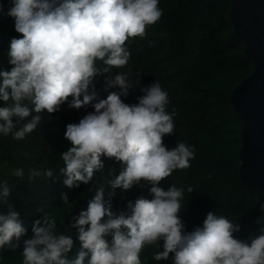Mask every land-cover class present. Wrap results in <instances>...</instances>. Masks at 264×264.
Returning <instances> with one entry per match:
<instances>
[{"label":"clouds","instance_id":"clouds-1","mask_svg":"<svg viewBox=\"0 0 264 264\" xmlns=\"http://www.w3.org/2000/svg\"><path fill=\"white\" fill-rule=\"evenodd\" d=\"M12 3L7 15L14 19L15 31L22 38L11 40V69L0 70V101L4 102L0 134L7 137L11 133L15 140H23L40 124V113L59 111L72 97L70 108L92 104L95 111L66 126L64 136L71 147L61 154L64 166L60 173L66 177L63 184L68 188L78 187L77 182L88 184L94 173L103 169L102 156L123 165L118 175L96 187L87 209L72 218L70 227L77 229L81 244L74 258H67L73 239L58 233L54 213L47 212L33 222L32 236L23 240L22 264H141L144 248L158 241L163 243L162 251L153 256L156 261L168 260L174 254L173 264H264V228L250 243L242 241L233 235L240 230L238 224L209 212L202 228L186 232L178 216L184 190L172 186L165 191L158 186L174 170L189 168L195 158L194 148L183 142L171 150L163 143L165 136L174 133L175 124L174 113L166 111L168 93L159 82L142 87L145 94L137 98L138 103L129 105L121 99L134 86L127 74L107 76L105 90L118 87L120 91L109 92L106 99L98 98L95 76L128 64L131 54L126 42L143 37L147 26L160 20L163 12L159 0ZM97 61L103 62L102 70L97 68ZM13 174L22 178L24 170L18 168ZM40 175L32 170L30 178ZM44 175L51 178L53 172L49 169ZM141 181L151 185L153 198L141 196L127 203V213H114L111 198L115 190H129ZM105 185L110 189L107 201ZM187 191L192 193L193 188ZM9 195L5 182L0 199ZM61 199L68 204L66 194H61ZM26 234L20 213L9 205L8 213L0 214V250L15 252ZM109 235L111 244L105 239Z\"/></svg>","mask_w":264,"mask_h":264},{"label":"trees","instance_id":"trees-1","mask_svg":"<svg viewBox=\"0 0 264 264\" xmlns=\"http://www.w3.org/2000/svg\"><path fill=\"white\" fill-rule=\"evenodd\" d=\"M0 4L3 5L0 11V70H10L12 65L8 62V52L11 40L22 38V35L15 31L14 19L7 15L13 6L12 0H0ZM159 7L163 12L160 20L147 26V36L135 41V46L142 45L144 49L149 45L163 48L159 72L153 73L151 77L154 78H151L145 64L126 70L127 73L120 69L115 75L127 74L129 83L134 85L127 97L121 99L129 105L138 103L137 98L145 94L141 88L149 87L156 81L168 93L166 111L174 113L175 131L165 136L163 143L169 150L180 142L195 150V158L190 160L189 168L174 170L164 179L165 182L170 180L168 188L175 186L184 190L182 208L178 213L184 230L191 232L196 227L202 228L206 219L204 213L213 212L238 224L240 230L233 233L234 238L250 243L264 228V211L261 210L258 191L246 187L239 179L243 123L231 104L230 95L254 71V63L246 56V44L236 35L230 21L229 0H159ZM188 54L195 57L193 61L188 59ZM138 58L141 59V56ZM170 72H173L172 76ZM137 80L139 83L135 84ZM166 80L176 81L181 88L164 87ZM98 91L102 93L103 89L97 86ZM112 91L119 92L120 89L113 87L109 92ZM101 93L98 98L106 99L107 95L101 96ZM2 106L4 102L0 101ZM94 111L89 104L60 114L48 123L50 151L46 163L41 168L35 165L29 169L41 175L24 177L32 183L27 189L28 194L36 197L38 202L28 203L18 192L12 197L0 199V214L6 215L10 205L20 213L27 229V234L21 238V247L15 252L7 248L0 250V264H22L23 240L32 236L33 222L47 212L54 213L58 233L70 235L74 241L67 258H74L80 250L77 229L70 227L72 218L87 209L96 187L118 175L123 165L115 158L102 156L112 162L114 166L111 169L96 171L88 184L77 182L79 186L72 188L61 185L62 194L68 196V204H64L61 196L56 198L52 181L64 166L61 154L71 147L64 136L66 126L79 123L80 119ZM16 119L14 117L13 121ZM14 144L10 139L0 141V181L1 173L15 150ZM49 169L53 172L51 178L44 175V171ZM8 187L14 189L13 184ZM105 187L107 201L110 189L107 185ZM150 187V184L141 181L126 191L116 189L111 198L112 211L127 213V203H134L141 196L145 198L146 193H150ZM189 187L193 188L192 193L187 191ZM199 216L202 218L198 221ZM257 219H260L259 224L255 223ZM105 239L111 244V235ZM158 243L144 248L140 254L141 264H173L174 254H170L168 260L156 261L153 258L156 252L162 251V242Z\"/></svg>","mask_w":264,"mask_h":264},{"label":"water","instance_id":"water-1","mask_svg":"<svg viewBox=\"0 0 264 264\" xmlns=\"http://www.w3.org/2000/svg\"><path fill=\"white\" fill-rule=\"evenodd\" d=\"M230 21L254 71L230 95L242 120L239 179L264 204V0H229Z\"/></svg>","mask_w":264,"mask_h":264},{"label":"rangeland","instance_id":"rangeland-1","mask_svg":"<svg viewBox=\"0 0 264 264\" xmlns=\"http://www.w3.org/2000/svg\"><path fill=\"white\" fill-rule=\"evenodd\" d=\"M148 34L149 32L146 30V34L144 36H147ZM137 39H139V37L130 38L126 42V47L128 48L131 55H130L129 62L125 67L111 68L109 72L105 74H98L97 76H95L93 80V84H94L96 92H97V86H100V88L103 89L102 93L100 91L97 92L98 96L100 93H101V96L108 95L111 88H108L107 90H105L106 77L108 76V77L114 78L115 74L118 73L120 69H122L124 73H127L125 72L126 70L137 68L145 64L146 69H148L151 73L149 74L150 77L154 76L153 73L159 72L158 65H160L159 59L161 58V55L163 53V48L158 47V46H153V45H149V47H146L145 49L143 48L142 45H140V47H137L135 46L136 45L135 41ZM139 56H141V59L138 58ZM194 58L191 54H188L189 60L193 61ZM96 66L97 68L101 70L105 67L102 61H97ZM172 73L173 72H170L169 75L172 76L173 75ZM151 78H154V77H151ZM163 85L164 87L177 88V89L181 88L180 85H178L177 82L174 80L173 81L166 80ZM91 87L92 86H90V91H91ZM122 98H125V97L122 96ZM71 100H72V97H69L68 102L62 104L60 106L59 111H56L52 114H49L46 111L40 113L42 117L40 124L37 126V128L32 133L27 134L23 140H19V141L15 140L11 133L7 137L3 136V134H0V141L5 140V139H8V140L10 139V140H13L15 143L14 144L15 150L13 154L11 155V157L9 158L8 162L6 163V168L4 167V170L1 173L0 189H2V186L5 182H7L8 186L10 184H13V187H14V189L9 188L10 195L8 197H12L16 195V193L18 192V193H22V195L20 196L24 199L26 198L28 203L38 202V199H36V197H30V194H28L27 189L30 188L32 183L27 182L26 181L27 179H24V177L30 178V175H31V171H29L30 167L39 165L41 168L46 163V160L48 158L49 151H50V133L48 131L49 129L47 125L50 122V120L57 117L58 115L68 112L70 110H77L74 108H70L68 106ZM177 108H176V112L179 109ZM179 112L181 113V110ZM30 118L31 117H29L28 119ZM22 123L23 121L18 123L17 128H19ZM15 130L16 129H14L13 131ZM111 159L113 160V158ZM101 160L103 161V164H104V167L103 169H101V171L111 169L114 166L112 162L106 158L105 159L101 158ZM18 168H22L24 170V175L22 178H18L13 174L14 171ZM65 178L66 177L59 172V174L57 175V178L53 179L52 181V184L55 188L54 193L55 195H57L56 198L60 197L62 194L60 188H61V185H63V180ZM169 181L165 182V180H162L160 182L161 184L160 187L164 189L165 191H167L169 189L168 188L169 186H167L169 184ZM40 185L41 184L37 186H40ZM50 192L51 191H49V193ZM145 198L150 200L153 198V196L150 193L148 194L146 193ZM204 214L205 216H207L208 212L206 211V213ZM201 218L202 216H199L198 221ZM160 242L163 243V241H160Z\"/></svg>","mask_w":264,"mask_h":264}]
</instances>
